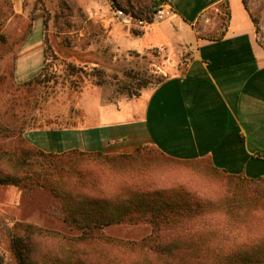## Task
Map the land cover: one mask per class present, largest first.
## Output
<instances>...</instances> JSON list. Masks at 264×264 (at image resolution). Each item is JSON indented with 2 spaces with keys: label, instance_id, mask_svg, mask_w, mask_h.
Here are the masks:
<instances>
[{
  "label": "crops",
  "instance_id": "obj_1",
  "mask_svg": "<svg viewBox=\"0 0 264 264\" xmlns=\"http://www.w3.org/2000/svg\"><path fill=\"white\" fill-rule=\"evenodd\" d=\"M10 1L17 14H26L32 2ZM91 1V11L108 10L100 17L108 26L106 18L114 15L110 1ZM221 1L170 0L175 14L159 23L169 22L160 37L152 35L151 26L136 33L121 22L119 28L108 26L116 52L184 48L189 57L138 96L112 98L99 85L74 91L76 107L62 110L69 124L31 128L27 140L48 153L79 150L139 157L148 147L170 159L206 160L229 175L264 178V46L243 0H228L227 23L218 13ZM44 19L37 10L16 56L20 80L36 76L45 64ZM137 157L113 165L117 177L128 170L142 186L156 185L146 177L148 167L135 162Z\"/></svg>",
  "mask_w": 264,
  "mask_h": 264
},
{
  "label": "rangeland",
  "instance_id": "obj_2",
  "mask_svg": "<svg viewBox=\"0 0 264 264\" xmlns=\"http://www.w3.org/2000/svg\"><path fill=\"white\" fill-rule=\"evenodd\" d=\"M31 1V4L28 2L30 8L28 7L26 14H17L10 0H0V133L4 124H18L24 127L25 136L33 128L30 125L33 120L39 122L52 119L54 121L49 126L60 125L61 118H56V114L63 109L68 112L70 106L76 107L74 91L94 85L92 78L86 76L93 69L105 72L106 83L103 86L109 90L112 98H116L129 95L131 90L141 92L145 88L154 87L165 77V73L172 72V66L181 68L189 57L184 48L176 51L171 48H154L145 52H116L110 47L108 26L119 28L120 20L112 14L106 18L108 26L102 23L100 17L108 10L100 7L91 11V0ZM243 1L255 21L258 41L264 46V0ZM132 2L135 4L134 0ZM33 3L49 12L48 25L44 27L45 49L49 60L47 73L45 70L44 74H37V81L29 86L25 83L33 77L28 80L18 79L15 74V61L32 31L33 20L30 18L29 9ZM227 4L228 0H222L218 12L223 22L230 14ZM159 23L149 25L153 36L160 37V29L169 22ZM130 26L136 33V24ZM180 34L184 36L185 32ZM67 62L83 67L81 75L85 77L77 79L67 76L64 72ZM3 137L1 134L0 144L18 145L15 138L5 140ZM142 153L135 158V162H142L148 167L146 177L156 183L154 186L164 185L178 190L181 188L192 200L204 202L203 206L195 208L192 219L184 220L188 221L190 229L198 227L202 233H211L217 227H222L220 229L226 238L221 243L219 236L221 246L239 248L244 253H249L254 248L264 252V178L253 181L242 176L229 175L212 168L206 160L170 159L148 147ZM123 160L133 162V158ZM59 210L60 200L46 188H35L29 192L21 185L0 184V256L5 264H17L10 232L13 229L19 232L16 225L20 222L38 224L56 231L58 237L44 240V244L50 249L47 264H77V260L81 261L79 264L101 263V250L93 249L95 246L92 248L87 245L89 248H86L80 244L71 248L69 245L67 251L61 243H56L57 238L62 235L79 234L56 216ZM152 231L153 224L147 221L113 224L106 227L104 232L106 236L140 240ZM210 242L214 244L212 239ZM36 257L39 259L38 264H43L42 257L37 253ZM108 258L107 256L106 259Z\"/></svg>",
  "mask_w": 264,
  "mask_h": 264
},
{
  "label": "trees",
  "instance_id": "obj_3",
  "mask_svg": "<svg viewBox=\"0 0 264 264\" xmlns=\"http://www.w3.org/2000/svg\"><path fill=\"white\" fill-rule=\"evenodd\" d=\"M113 1L135 17L150 21L155 8L170 0H134L135 4L132 0ZM124 3L128 8L124 7ZM37 10L43 12L46 27L49 20L46 8L34 6L30 18L34 19ZM48 60L45 49V64L40 74H44L45 70L47 73ZM81 70L84 68L72 62L65 63L67 76L81 79L85 77L81 75ZM86 76L92 78L94 85L103 86L106 83V74L101 69H93ZM37 79L38 76H34L25 85L30 86ZM139 94L140 90H131L127 96ZM62 113L56 115V118H61L58 126H62V122L69 124ZM53 121L33 120L30 125L33 128H45V125L53 127L49 126ZM1 130L0 135L3 134L5 140L13 137L18 145L0 144V184L21 185L29 192L35 188L51 191L60 200V210L56 216L79 232L78 235L57 238L56 243H61L67 251L80 244L86 248L87 245L95 246L93 249L101 250L99 257H103L99 264H264L261 249L254 248L244 253L239 248L221 246L219 236L221 243L226 238L220 229L222 227H217L211 233H202L198 227L190 229L188 221L184 220L194 217L192 213L195 208L203 206L202 200H192L181 188L142 186L128 170L122 173L123 178L117 177L119 174H116L113 165L137 156H110L79 150L48 153L31 144L24 136V127L18 124H4ZM147 221L153 224V231L140 240L106 236L104 232L106 227L113 224ZM16 229L19 232L13 229L10 233L17 264H38L36 253L42 257L43 264H47L50 249L44 240L58 237L56 231L28 222L17 223ZM76 262L79 264L81 261ZM0 264H5L1 256Z\"/></svg>",
  "mask_w": 264,
  "mask_h": 264
},
{
  "label": "built area",
  "instance_id": "obj_4",
  "mask_svg": "<svg viewBox=\"0 0 264 264\" xmlns=\"http://www.w3.org/2000/svg\"><path fill=\"white\" fill-rule=\"evenodd\" d=\"M111 7L113 9L114 16L120 20L121 23L125 25L136 24L137 28H145L154 22H161L170 19L174 14V7L170 1H164L159 4L151 17V20H146L144 18H137L131 12L125 11L123 8L118 7L116 3L110 0ZM228 19V18H227ZM225 19L224 23H227Z\"/></svg>",
  "mask_w": 264,
  "mask_h": 264
}]
</instances>
